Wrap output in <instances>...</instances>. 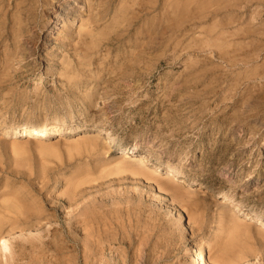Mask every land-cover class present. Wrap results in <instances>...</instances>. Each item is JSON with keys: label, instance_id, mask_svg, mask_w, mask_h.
<instances>
[{"label": "rangeland", "instance_id": "obj_1", "mask_svg": "<svg viewBox=\"0 0 264 264\" xmlns=\"http://www.w3.org/2000/svg\"><path fill=\"white\" fill-rule=\"evenodd\" d=\"M0 72V264H264V0H0Z\"/></svg>", "mask_w": 264, "mask_h": 264}, {"label": "bare ground", "instance_id": "obj_2", "mask_svg": "<svg viewBox=\"0 0 264 264\" xmlns=\"http://www.w3.org/2000/svg\"><path fill=\"white\" fill-rule=\"evenodd\" d=\"M245 1V0H244ZM239 2V1H237ZM93 3V2H92ZM91 3V4H92ZM213 4V3H212ZM243 5V4H242ZM258 5V4H257ZM240 6V5H239ZM241 7V6H240ZM242 8V7H241ZM248 8V7H247ZM250 8V7H249ZM91 12V11H90ZM12 13V12H11ZM247 13V12H246ZM243 14V13H242ZM230 15V14H229ZM228 15V16H229ZM243 16V15H242ZM21 24V23H20ZM11 25V24H10ZM16 35V34H15ZM24 35V34H23ZM15 37V36H13ZM17 39V37H15ZM20 38V37H19ZM13 41V40H12ZM236 45V44H235ZM4 51V50H3ZM244 67V66H243ZM236 69V68H235ZM234 71V70H233ZM1 73V72H0ZM3 76V75H2ZM261 78V77H260ZM2 80V79H1ZM42 81H40L41 83ZM64 124V121H57L55 124H52V125H46L45 123L43 122H40L39 120L36 121L35 123H33L32 125H34V128H36V130L40 129V130H43L44 128H46V130H53V132H59L60 129L59 127L62 126ZM21 129V128H20ZM58 129V130H57ZM15 130V131H14ZM13 132L12 131H9L7 130L6 132L8 134H11V135H16L15 133H17L18 135H21L24 133H20L22 130H17V129H14ZM26 130V129H25ZM24 131V129H23ZM28 131V130H27ZM93 131V130H92ZM37 132V131H36ZM33 134L35 133V131H30V132H25L24 134L27 135V134ZM92 134H85L83 135L82 139H81V143H87L89 144L92 148H97V149H105L107 146V144L109 143V140L111 138V135L109 134V132H105V133H102L101 130H98V131H93L91 132ZM23 134V135H24ZM106 137V138H105ZM81 138V137H80ZM71 140V139H70ZM12 142H15V141H12ZM74 142V141H72ZM75 143V142H74ZM71 144V143H70ZM96 149V150H97ZM128 154H123L122 156H126ZM121 156V155H120ZM122 158V157H121ZM126 158V157H125ZM131 158V159H130ZM121 161V160H120ZM122 162L123 164L125 165L126 164V167L122 168L124 169L125 171H127V173L129 172L134 179L137 180V182L141 179H145L147 181H152V180H157L159 179L161 176V174L159 173L158 169H157V166L155 167H148L149 165H147V163L149 162V157L148 156H145V155H142V154H135V155H131V157H129V160H126V159H122ZM118 165V163H117ZM119 165H121L119 163ZM116 169V168H115ZM114 171V170H113ZM125 171H122L125 172ZM115 172V171H114ZM113 172V173H114ZM117 172L120 173V171L118 170ZM128 173V174H129ZM121 174V173H120ZM125 174V173H124ZM129 174V175H130ZM119 175V174H118ZM160 176V177H159ZM177 178H185L183 176V174H178L177 172L175 171H170V172H167L164 177L161 178V181L160 183L162 184V186H166L168 187V189H175L177 190V182H178V179ZM80 179V178H79ZM83 180V179H82ZM135 180V181H136ZM180 180V179H179ZM79 183V182H78ZM89 183V182H88ZM153 183V182H152ZM161 184H159L161 187ZM76 185V184H75ZM181 185V184H180ZM79 186V184H78ZM82 186V184L80 185ZM163 186V187H164ZM75 187V186H74ZM179 187V186H178ZM160 189V188H159ZM166 188H162V190H165ZM173 190V191H175ZM172 192V191H171ZM176 192V191H175ZM194 194H197L198 196L201 195V196H204L206 195V197H212V198H215L217 197V195L213 192V191H210L204 187H201V186H195L194 187V190H193ZM167 193V192H166ZM173 193V192H172ZM177 193V192H176ZM181 193V192H180ZM204 194V195H203ZM175 195V193H174ZM178 195H179V192H178ZM180 196V195H179ZM180 198V197H179ZM177 199V198H176ZM183 199V198H182ZM181 199V200H182ZM219 199V198H218ZM193 201V200H192ZM214 201V200H213ZM17 202V201H16ZM199 206V205H197ZM220 206L224 207V206H227V209L229 210L230 209V223H232L233 225V229L237 230L240 226H242L244 224V222L247 221H250V222H254L256 219H259L260 217L258 215H251L249 213H246L243 208H241L238 204H235L233 203L232 201H230L229 199L227 198H220ZM189 208V207H187ZM191 208V207H190ZM199 208V207H198ZM191 210V209H190ZM7 211V210H6ZM201 212V211H200ZM30 213V212H29ZM193 213V211L191 212ZM189 213V214H191ZM202 213V212H201ZM14 214V213H13ZM16 214V213H15ZM19 214V213H18ZM26 215V214H25ZM20 216V215H19ZM27 216V215H26ZM199 216V215H198ZM228 216V215H227ZM241 216H244V218H242ZM18 217V216H17ZM200 217V216H199ZM11 218V217H10ZM15 218V216H14ZM218 218V217H217ZM227 218V217H226ZM12 219V218H11ZM241 220V221H240ZM257 222V221H256ZM7 223H10V222H7ZM22 223V222H21ZM198 223V222H197ZM263 225H262V230L264 231V222H262ZM218 224V223H217ZM225 224V223H224ZM216 225V224H215ZM226 225V224H225ZM246 226V225H245ZM224 227V225H223ZM232 229V228H231ZM10 231V230H9ZM3 237V236H2ZM0 237V243L4 242L5 243V239ZM220 237V236H219ZM218 238V237H217ZM221 238V237H220ZM223 238V237H222ZM221 240V239H220ZM3 243V244H4ZM2 244V245H3ZM217 244H221V241ZM248 244V243H247ZM245 245V244H244ZM215 246V245H214ZM221 246V245H220ZM249 246V244H248ZM252 246V245H251ZM250 246V247H251ZM218 247V246H217ZM253 247V246H252ZM213 248V247H212ZM216 248V247H215ZM251 251V250H250ZM198 252V251H197ZM241 252V251H240ZM215 253V252H214ZM246 253V252H245ZM236 254V253H235ZM217 255V254H216ZM246 256V255H245ZM215 257V256H214ZM218 257V255H217ZM216 257V259H217ZM125 258V257H124ZM124 258H121L120 260V263L121 261L124 262ZM119 259V257H118ZM197 264H207V259L205 258V256L203 254H197ZM215 258H213L214 260ZM215 259V260H216ZM222 259V258H221ZM219 258V260H221ZM232 259V258H231ZM218 261V260H217ZM233 261V260H232ZM231 261V263H233ZM122 262V263H123ZM216 262V261H215ZM222 263V262H221ZM124 264V263H123ZM217 264H220L219 262H217Z\"/></svg>", "mask_w": 264, "mask_h": 264}]
</instances>
